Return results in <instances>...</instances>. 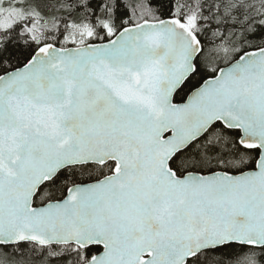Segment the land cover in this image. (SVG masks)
<instances>
[{
	"label": "snow or ice",
	"instance_id": "snow-or-ice-1",
	"mask_svg": "<svg viewBox=\"0 0 264 264\" xmlns=\"http://www.w3.org/2000/svg\"><path fill=\"white\" fill-rule=\"evenodd\" d=\"M0 264H264V0H0Z\"/></svg>",
	"mask_w": 264,
	"mask_h": 264
}]
</instances>
